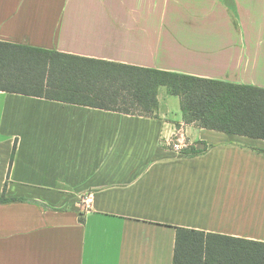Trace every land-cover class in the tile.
I'll return each mask as SVG.
<instances>
[{
  "label": "crops",
  "instance_id": "crops-1",
  "mask_svg": "<svg viewBox=\"0 0 264 264\" xmlns=\"http://www.w3.org/2000/svg\"><path fill=\"white\" fill-rule=\"evenodd\" d=\"M0 42L264 89V0H0ZM157 100L0 90V264H172L177 227L264 242V139L186 123L165 86ZM179 127L201 153L164 145Z\"/></svg>",
  "mask_w": 264,
  "mask_h": 264
},
{
  "label": "trees",
  "instance_id": "trees-1",
  "mask_svg": "<svg viewBox=\"0 0 264 264\" xmlns=\"http://www.w3.org/2000/svg\"><path fill=\"white\" fill-rule=\"evenodd\" d=\"M160 86L179 97L186 123L264 139V89L0 42L3 91L150 115ZM172 264H264V242L177 227Z\"/></svg>",
  "mask_w": 264,
  "mask_h": 264
},
{
  "label": "built area",
  "instance_id": "built-area-1",
  "mask_svg": "<svg viewBox=\"0 0 264 264\" xmlns=\"http://www.w3.org/2000/svg\"><path fill=\"white\" fill-rule=\"evenodd\" d=\"M163 143L172 152L181 156L184 155V152L190 149L191 146H194V144L192 145V143L187 139L185 130L182 127L177 128L168 138H164ZM92 204L93 196L92 194H87L81 199L79 204L80 211H82V213L88 211L92 207Z\"/></svg>",
  "mask_w": 264,
  "mask_h": 264
},
{
  "label": "water",
  "instance_id": "water-1",
  "mask_svg": "<svg viewBox=\"0 0 264 264\" xmlns=\"http://www.w3.org/2000/svg\"><path fill=\"white\" fill-rule=\"evenodd\" d=\"M201 147H203V145H202ZM201 147H200V146H198V145H196V148H197V149H199V148H201Z\"/></svg>",
  "mask_w": 264,
  "mask_h": 264
},
{
  "label": "rangeland",
  "instance_id": "rangeland-1",
  "mask_svg": "<svg viewBox=\"0 0 264 264\" xmlns=\"http://www.w3.org/2000/svg\"><path fill=\"white\" fill-rule=\"evenodd\" d=\"M164 89V87H162Z\"/></svg>",
  "mask_w": 264,
  "mask_h": 264
}]
</instances>
